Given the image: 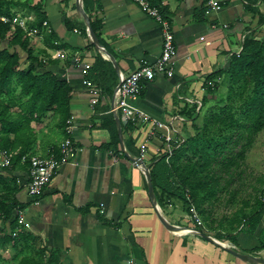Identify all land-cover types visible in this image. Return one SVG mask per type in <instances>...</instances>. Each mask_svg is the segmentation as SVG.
Instances as JSON below:
<instances>
[{"label": "crops", "instance_id": "0c3cea01", "mask_svg": "<svg viewBox=\"0 0 264 264\" xmlns=\"http://www.w3.org/2000/svg\"><path fill=\"white\" fill-rule=\"evenodd\" d=\"M150 1L171 25L174 72L157 74L144 83L138 97L127 100L144 114L124 120L121 110H113L119 74L159 56L158 21L135 0H80L103 47L100 50L91 41L77 0H0L1 13L28 17V22L36 18L32 7L37 5L52 28V32L29 34L30 42L44 67L72 87L70 137L77 147L75 157L60 165L38 196L32 197L26 189L29 162L21 155L46 156L55 151L67 135L66 128L57 125L53 111L26 119L20 116L18 103L0 107V260L9 256L18 264L28 255L40 257L42 264H259L235 256L192 228L244 253L264 257V203L259 197L254 196L249 206L251 196L244 200L251 216L247 222L231 231L227 219L229 235L218 237L202 220L195 222L190 204L186 207L179 196L153 186L167 220L191 228L168 229L157 216L143 169L125 155L126 151L141 157L151 175L152 166L167 153L165 129L155 121L172 125L175 137L182 141L193 134L201 105L209 97L207 85L240 50L244 36L254 32L258 12L264 13V0H220V7L208 12L206 0ZM18 51L23 62L26 53ZM86 62L91 66L83 74ZM85 78L98 92L96 101ZM115 115L120 119L125 151ZM3 150L10 157L7 165L2 164ZM259 181L264 184L262 178ZM262 186L256 185L258 194ZM10 203L15 207L9 216ZM18 210L23 212L19 224ZM15 225H19L17 234H22L17 245V234L12 235Z\"/></svg>", "mask_w": 264, "mask_h": 264}, {"label": "trees", "instance_id": "16d2710c", "mask_svg": "<svg viewBox=\"0 0 264 264\" xmlns=\"http://www.w3.org/2000/svg\"><path fill=\"white\" fill-rule=\"evenodd\" d=\"M32 9L36 13V18L28 22V25L40 27L44 15L37 5ZM257 24H264V13L258 12ZM252 33L244 36L238 53H233L227 65L215 73L212 84L207 85V92L212 93L217 85V78L227 74L231 84L236 87V93L245 98L242 111L248 118L254 120L255 128H261L264 119V40L258 39ZM51 38L54 39L53 35ZM18 50L26 53L27 57L23 62L20 61ZM33 50L29 34L23 28L0 21V107L8 109L18 103L20 116L26 119L28 116L36 118L53 111L57 117V125L65 129L66 120L70 116L72 87L68 80L47 70L44 61L34 55ZM114 139L118 141L117 133ZM184 142L185 140L178 145L173 143L176 146L169 158L166 159L167 153L163 154L152 166V184L162 193L179 196L185 203H190L186 196L188 189L196 207L203 212L201 204L208 199L203 191L207 189L208 182L203 184L197 182L192 177L193 174L186 172V167L180 164L179 160L183 154L181 147ZM23 152V149H20L19 153ZM14 207L12 203L7 205L6 211L9 216ZM250 218V213L241 206L228 218L227 225L233 231ZM18 236L20 235L17 234L14 238L16 245L20 240ZM18 264L42 263L40 257L25 255Z\"/></svg>", "mask_w": 264, "mask_h": 264}, {"label": "rangeland", "instance_id": "374dc122", "mask_svg": "<svg viewBox=\"0 0 264 264\" xmlns=\"http://www.w3.org/2000/svg\"><path fill=\"white\" fill-rule=\"evenodd\" d=\"M252 35L264 40V24L258 25ZM217 79L214 91L201 105L193 134L180 148L183 154L179 161L197 182H208L203 191L208 198L201 204L203 212L194 208L212 235L218 236L229 235L227 219L246 206L248 196V206L255 201L254 196L259 197L256 185L264 186L259 181H264V119L262 127L255 128L254 120L241 109L245 98L236 93L229 76ZM189 197L186 207L195 203L192 195ZM0 264H16V260L7 256Z\"/></svg>", "mask_w": 264, "mask_h": 264}, {"label": "built area", "instance_id": "2783aa9c", "mask_svg": "<svg viewBox=\"0 0 264 264\" xmlns=\"http://www.w3.org/2000/svg\"><path fill=\"white\" fill-rule=\"evenodd\" d=\"M139 6L145 10L150 16H152L156 21L160 23L161 33H162V48L159 56L156 60L150 64H144L126 74H119V81L114 91V111L121 110L122 119L128 120L133 118L136 113L144 114L142 110H139L127 100H135L141 91V86L153 80L157 74H165L171 76L174 72V56L176 52V47L174 43V34L171 29V25L168 19L163 14L160 7L150 0H135ZM206 11L217 9L220 7V0H206ZM0 21L8 22L12 25H18L23 28L28 34L36 35L41 32L47 31L52 32V28L49 26L47 20H43L39 26L28 25V17L20 15H7L0 12ZM57 55L61 54V50L56 51ZM238 53V52H237ZM76 61H80V58H76ZM91 66L90 62L83 63L81 67V72L87 74ZM84 82L89 87V90L93 93V100H97L98 92L94 87L92 81L88 78L84 79ZM158 126L165 129L164 138L167 141V158L172 154L173 148L178 145L182 140L177 135L172 125L167 122L155 121ZM66 137L58 144L55 151L50 152L46 156L39 155H23V160H28L29 170H28V182L26 183V189L29 195L32 197H37L42 191L45 185L49 183L52 176L54 175L57 168L74 158L77 153V147L74 144L71 133V119L66 120ZM173 143H177L175 146ZM144 146H142V151ZM4 155L3 165H7L10 162V157L6 150L2 151ZM186 196L189 197V190L186 189ZM260 200L264 203V188L259 194ZM191 216L195 219L197 224H201V219L197 215L194 205L191 203L190 207ZM18 224L23 221V212L18 210L17 213ZM193 232L197 233L194 228ZM19 230V225H17L12 233L16 235ZM198 234V233H197ZM132 261L129 262L131 264Z\"/></svg>", "mask_w": 264, "mask_h": 264}, {"label": "water", "instance_id": "95a60500", "mask_svg": "<svg viewBox=\"0 0 264 264\" xmlns=\"http://www.w3.org/2000/svg\"><path fill=\"white\" fill-rule=\"evenodd\" d=\"M79 1L80 0H77L78 5L80 4ZM79 6L81 8L82 14L84 15V17L86 19L88 33H89V36L91 38V41L96 45L97 48H99L100 50H102L103 47L100 44V42H99V40H98V38H97V36H96L93 28L91 27V25L89 23V19H88L87 14L85 13V11L81 7V5H79ZM110 58H111L112 62L115 64V61H114V59H113V57L111 55H110ZM115 120H116L117 125H118L119 138L121 140V144H122V148H123V140H122V136H121L120 119H119V117L117 115H115ZM123 150L125 151L124 148H123ZM125 155L130 160H132L136 165L140 166L143 169V171L145 173V176H146L148 193H149V196H150L151 200L153 201V203L155 205V210H156L157 216H158L159 220L161 221V223L166 228L172 229V230L177 229V228H180V227H183L181 225H177V224L171 223L161 213L160 208H159L158 204L156 203L155 193H154L153 184H152L151 175H150V170H149V167L145 164L144 160L141 157H133V156H130L126 151H125ZM194 229L201 236H203V237H205V238H207V239H209V240H211L213 242H216L217 244L223 246L227 251L231 252L235 256H237V257H239V258H241L243 260H247V261H251V262H256V263H259V264H264V257L263 256H257V255H252V254L244 253L241 250H239L238 248H235L233 246L221 244L220 242H218L217 240H215L211 235H208V234H206L204 232H201L200 229H197V228H194Z\"/></svg>", "mask_w": 264, "mask_h": 264}, {"label": "bare ground", "instance_id": "6f19581e", "mask_svg": "<svg viewBox=\"0 0 264 264\" xmlns=\"http://www.w3.org/2000/svg\"><path fill=\"white\" fill-rule=\"evenodd\" d=\"M177 229H181V230H189V229H191V228H188V227H180V228H177ZM215 239V238H214ZM216 240V239H215ZM218 241V240H217ZM218 242H220V241H218ZM221 243V242H220ZM221 244H223V243H221ZM225 245V244H224Z\"/></svg>", "mask_w": 264, "mask_h": 264}]
</instances>
